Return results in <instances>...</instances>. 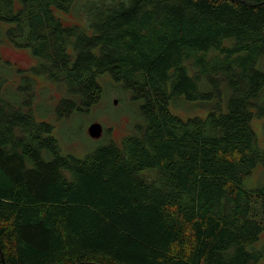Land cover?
<instances>
[{
	"label": "trees",
	"instance_id": "1",
	"mask_svg": "<svg viewBox=\"0 0 264 264\" xmlns=\"http://www.w3.org/2000/svg\"><path fill=\"white\" fill-rule=\"evenodd\" d=\"M0 23L37 58L0 54V264L264 260V184H243L264 172V0H0ZM108 89L128 133L63 153L49 118Z\"/></svg>",
	"mask_w": 264,
	"mask_h": 264
},
{
	"label": "rangeland",
	"instance_id": "2",
	"mask_svg": "<svg viewBox=\"0 0 264 264\" xmlns=\"http://www.w3.org/2000/svg\"><path fill=\"white\" fill-rule=\"evenodd\" d=\"M60 16L65 24L84 22V18L81 14H76L72 11L60 13ZM0 26L3 27L5 25L0 23ZM0 54L2 58L9 60L16 67L22 68L29 67L37 60L36 57L31 55L29 49L15 48L5 36H3V41L0 43ZM38 84L39 87L50 86L53 91H55L56 88L55 85L47 82L43 78L38 79ZM54 94L56 97L58 96L57 92H54ZM118 97L116 90L108 89L106 95L85 114L76 115L69 120H62L59 122L54 121L51 116L49 120L55 125L54 135L60 144L62 152L77 157H83L105 139L107 136V129L109 135L114 140H119L124 134L128 133L132 109L128 104H125V100H119ZM114 100H116L115 104L113 102ZM181 103L186 105L184 109L176 110L173 104H171V111L180 112L183 116L193 115L204 117L206 115V110L204 108L195 106L197 103L196 101ZM92 122H99L102 125V134L99 138H91L86 131L88 125ZM252 127L255 131L258 146L264 150V117L254 118ZM260 168V166L257 167L251 176L244 179L243 184L245 187L252 188L256 185L264 184V172ZM261 242H264V235L257 245H260ZM258 264H264V260H261Z\"/></svg>",
	"mask_w": 264,
	"mask_h": 264
},
{
	"label": "water",
	"instance_id": "3",
	"mask_svg": "<svg viewBox=\"0 0 264 264\" xmlns=\"http://www.w3.org/2000/svg\"><path fill=\"white\" fill-rule=\"evenodd\" d=\"M113 102L115 104L116 100H114ZM86 131L88 132L91 138H99L102 134V125L99 122H92L88 125Z\"/></svg>",
	"mask_w": 264,
	"mask_h": 264
}]
</instances>
